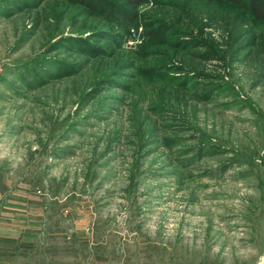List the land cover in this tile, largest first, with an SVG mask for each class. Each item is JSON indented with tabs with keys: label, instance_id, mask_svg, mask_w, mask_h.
<instances>
[{
	"label": "rangeland",
	"instance_id": "374dc122",
	"mask_svg": "<svg viewBox=\"0 0 264 264\" xmlns=\"http://www.w3.org/2000/svg\"><path fill=\"white\" fill-rule=\"evenodd\" d=\"M104 1L0 0V259L264 264V21Z\"/></svg>",
	"mask_w": 264,
	"mask_h": 264
},
{
	"label": "trees",
	"instance_id": "16d2710c",
	"mask_svg": "<svg viewBox=\"0 0 264 264\" xmlns=\"http://www.w3.org/2000/svg\"><path fill=\"white\" fill-rule=\"evenodd\" d=\"M76 1L88 7L96 6V4L98 5L102 2L104 11L108 12L109 14H114L115 10H117V8L114 5L111 4L105 5L104 3H106V1L104 0H97V3H94V5L90 3L92 0H76ZM126 1L131 6H138L145 3L147 0H126ZM216 1L219 2L230 1L232 3L239 4L244 8H246L251 13V15L255 17L256 20L264 21V0H216ZM121 16H123L122 12H121Z\"/></svg>",
	"mask_w": 264,
	"mask_h": 264
},
{
	"label": "crops",
	"instance_id": "0c3cea01",
	"mask_svg": "<svg viewBox=\"0 0 264 264\" xmlns=\"http://www.w3.org/2000/svg\"><path fill=\"white\" fill-rule=\"evenodd\" d=\"M10 241H11V240H9L8 238H6V239H5V238H0V242H1V243H4L5 246H8ZM5 253H8L7 250H6V251H1V250H0V255H2L0 258L3 259V257H5L4 261H5L6 263H8V262H7L8 260L6 259L7 254H5ZM2 259H0V264H6V263H4V262L2 261Z\"/></svg>",
	"mask_w": 264,
	"mask_h": 264
}]
</instances>
